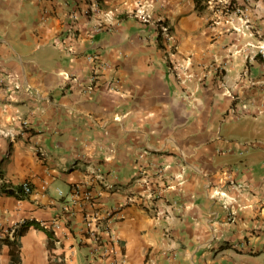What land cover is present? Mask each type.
<instances>
[{
  "label": "crops",
  "instance_id": "1",
  "mask_svg": "<svg viewBox=\"0 0 264 264\" xmlns=\"http://www.w3.org/2000/svg\"><path fill=\"white\" fill-rule=\"evenodd\" d=\"M259 44L264 0H0V264H95L96 214L122 264H264Z\"/></svg>",
  "mask_w": 264,
  "mask_h": 264
},
{
  "label": "built area",
  "instance_id": "2",
  "mask_svg": "<svg viewBox=\"0 0 264 264\" xmlns=\"http://www.w3.org/2000/svg\"><path fill=\"white\" fill-rule=\"evenodd\" d=\"M209 3H212L211 1ZM235 11L240 12V9H235ZM137 14L140 18L143 20L148 19V15L146 14L145 10L139 8L137 10ZM77 15H73V19H76ZM161 31L168 36L171 37L170 34V28L165 25L161 26ZM258 52L261 53L264 56V44L257 45ZM88 60H90L93 63H98L102 65H106V62H101L99 55L97 54H90L87 56ZM95 78H93L94 80ZM24 125H27V121H24ZM3 135L8 136V132H1ZM0 181L4 182L3 178H0ZM20 187L22 188V194L27 195L32 192V187L29 184V182H23ZM76 190L74 192V195H77ZM86 198H90V193H85ZM170 216H168L169 218ZM25 222V220L19 222L22 223ZM60 219L53 218L46 226H49L51 230H53L54 233L56 231L62 230L63 233H66L64 230L65 227L61 226ZM19 225V224H18ZM17 225V226H18ZM17 226L12 228L10 230V235H12L15 230L17 229ZM55 244H60V239L54 238ZM79 245L81 244L83 247L87 248L89 251V255H91V258L95 259V264H122L120 258L118 257L120 253V238L118 234L115 231L114 228V222L112 220H104L101 219L98 214L96 215H88L85 217L84 221V232L83 236H79L78 238Z\"/></svg>",
  "mask_w": 264,
  "mask_h": 264
},
{
  "label": "trees",
  "instance_id": "3",
  "mask_svg": "<svg viewBox=\"0 0 264 264\" xmlns=\"http://www.w3.org/2000/svg\"><path fill=\"white\" fill-rule=\"evenodd\" d=\"M1 176V175H0ZM6 192L7 194H16L18 196H24V194H22V188L19 186L16 189L11 188V187H6L5 184H1L0 185V192ZM33 224L32 221H25L24 223L21 224L20 227H18L15 230L14 233V238L13 240L9 241V244L11 245V255H12V259L15 260V246H16V239L20 236H22L27 230L28 228ZM36 225V224H35ZM49 236L52 237L51 232H49Z\"/></svg>",
  "mask_w": 264,
  "mask_h": 264
}]
</instances>
